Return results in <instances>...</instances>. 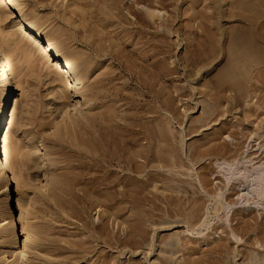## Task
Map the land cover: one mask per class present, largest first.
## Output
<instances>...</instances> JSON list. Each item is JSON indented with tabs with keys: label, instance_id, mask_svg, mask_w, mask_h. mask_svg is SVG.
I'll return each instance as SVG.
<instances>
[{
	"label": "rangeland",
	"instance_id": "1",
	"mask_svg": "<svg viewBox=\"0 0 264 264\" xmlns=\"http://www.w3.org/2000/svg\"><path fill=\"white\" fill-rule=\"evenodd\" d=\"M16 1L20 3L8 10L11 11L13 17L6 18V22L0 21V42L3 40L1 43L4 44L5 42L6 46L9 44L8 56L12 60L14 67H16V76L13 80L18 87L16 94L20 101L18 104L12 105L8 114L5 115L4 123H1L3 124L1 125V127L3 126L1 134L3 131V138L4 133L7 136L6 140L2 142L3 144L1 143V147L4 149V144H7L11 151L16 150V156H13V159L11 158V164L13 162L12 165L15 166L13 168L16 171L12 168L13 172L15 171L14 173L16 174L21 173V175L17 176L11 172V169L9 176L16 175L14 177L21 178L22 185H19V191L16 190L17 186H15L17 184L15 181L17 180L14 179L15 181L13 182L15 190L13 195L15 209L17 210L15 214L17 218H20V216L21 218L15 224V227L11 229L8 228V224H5V219L0 214V264H99L100 261H103L105 253H112L113 256H117V258L114 256L116 259L113 258L109 261L114 260V264H127L128 262V264H132V262L134 264H264V181H261L264 178V107H261L262 105L264 106V94L262 96L264 90L260 91L264 86H262L264 82H261V76L259 78L256 77L259 74L262 75L264 70L261 69H263L264 64L258 57L246 59L243 50L240 52L243 55L240 54L239 56V52H237L239 49H236L238 46L235 45L236 48L233 47V43L238 36L237 33L239 34L243 30H251V28L252 30H255V28L264 30V0H116L117 5L114 4L113 8L117 7L114 10H111L112 6L108 2L106 7L103 6L106 3L104 2L101 5L103 6L101 10H104L105 7V11H107L109 10L107 7L110 6L108 8L117 14L115 15L111 11H107L109 13L104 11L106 15L108 14L106 19H111L114 16L119 17V20L114 18V22L108 20L112 26L106 22L108 31L110 29L109 32H112L113 35L106 31V27L102 30L104 26L101 29L97 28L105 23L102 20V18L105 19V14L103 15L102 11L99 16L94 6L95 2L98 3L99 0H93L94 2L91 0L95 3L90 8L92 10L94 8L95 15L91 10H89V14L92 13L93 15L88 14V17L92 18L91 20L85 14L80 13L79 9L80 6L82 7H80L81 10L88 8L85 6L88 0H83L86 1L83 4L82 0ZM75 8L77 9L76 11L79 10L80 12H76ZM192 8L193 10H191ZM20 11L26 12L43 32H49V35L53 32L54 35L51 33V36L58 38L57 40H60L59 42H62V45L64 44L66 52L72 54H70L71 57H77V61H80L78 64L83 63L84 55L85 57L88 55L89 58L93 59L92 61L91 58L89 60L92 64L83 60L85 61L84 64L79 66L81 81L79 79L74 81L70 75L67 77L66 68L63 69L62 65H56V57L48 59L44 55L42 56L41 51L44 48H37L39 54L35 60L25 58L21 49L26 46L24 42L27 39L28 30L26 31L24 28H20L21 25H15L12 22L13 19L19 16ZM84 11L86 9L82 12L84 13ZM153 11L156 13L154 14ZM149 13H152L150 17L154 15V18L150 19L147 16ZM195 13L196 19L194 17ZM110 16L113 17L110 18ZM146 16L149 21L146 20ZM188 16L191 19L193 17L195 20H189ZM83 17L88 20L83 19V21L81 19ZM97 17L99 19L101 17V19L99 20ZM93 19H97V22ZM89 20L92 23H89ZM141 20L147 24L145 22L142 23ZM86 21L89 23L87 28L90 24L94 25L97 23V26L88 28L91 29L93 27L91 33L87 31L88 29L83 24ZM94 21L96 23H93ZM99 21L101 24L98 26ZM257 25L258 27H256ZM11 29H18L22 33L21 35L26 37H24L25 40L17 43L12 39L7 43L5 39L10 38ZM125 29H127V33ZM100 31H105L106 33H104L109 38L103 37L107 35ZM146 31H149L150 35L152 32V35L150 36ZM88 32L95 37L100 32L103 36L99 35L103 39L101 37L98 39L99 36L96 38L91 36V38ZM93 32L94 34L97 32V34L94 35ZM136 34L139 36H136ZM153 34H156L155 36L158 35V38ZM145 35L150 41H148V38V40L144 38L146 37ZM87 36L93 40L90 41ZM141 36H144L143 39L140 38ZM107 38L109 42L108 40L107 42L105 41ZM112 38L113 40H111ZM87 39L93 45L95 43L97 45L96 41L104 40L102 42L107 45H104L105 49L108 47L107 53L113 47L114 53L113 50L111 52L114 55L117 53L115 51L117 48L114 47L117 46L119 50H122L120 51L121 53L117 50V54H121L120 56L122 57H113L111 53L106 54V50L105 53H103L104 51H97V48H94L95 46L93 47V45L86 42L88 41ZM144 39L149 43L151 42L152 46L147 44V41L146 44L148 46L142 43L145 42ZM231 39L233 40L232 44L230 43ZM110 41H113L115 46L110 44ZM157 42L160 43L158 44ZM120 44L123 47L118 46ZM231 45L233 48H231ZM145 46L148 48L147 51ZM142 50L144 51L142 55H146L145 58L140 54ZM122 52L124 53L123 55ZM146 52L147 54H145ZM133 54L137 55V57ZM229 55L232 59L228 57ZM80 56H82L81 59H79ZM138 56L143 58L140 59ZM228 59L231 61L229 62ZM234 60L236 61L235 63L240 65L237 67L236 64L235 72L232 75L230 73V77L227 75L228 77L223 76L222 78L223 73L221 74V72L228 69V62V65H231ZM142 62L146 65L148 62V67H145ZM85 63H90L91 65H89V72L88 68H86L88 65L86 66ZM260 63L262 64L261 66L259 65ZM141 67L146 70L142 72L140 70ZM112 69L115 74L111 73L112 78L104 82L111 88L110 90L114 89L117 91L114 92L112 90L109 92L114 93L115 97L112 98L115 101L119 100L118 105L116 103V110L118 111L116 114L121 113V111L126 113L130 110V114L126 113L127 116L129 115L128 117L124 113L123 116L122 113L120 114L122 117L119 114L117 115L122 119V124H126L124 127L125 131L122 130L125 124L123 126L120 124L119 133L122 134V136L120 134V142L123 140V149L127 151L126 146L129 150L126 153L125 150L122 151L120 149L119 155L121 156L118 157L120 160L117 159L116 162L121 164V161H125L126 158L128 161H122L124 166L116 163V166L104 164L101 167L99 166L100 168L98 167L99 173L97 174L104 173L105 180L103 183L108 180L106 175H111V178L107 181L108 184L104 183V186L107 185L105 188L108 189L109 187L111 190L113 188V192L110 189L107 190L110 192H107L102 186L103 184L99 183L101 188L99 191L106 194L104 199L101 192L100 194H93L94 191L90 188L89 192L94 196V200L91 199L92 202H96L98 199L96 196L99 195V201L103 200V204L98 201L99 205L97 203V206L95 205L96 203L93 204L91 202L90 198L92 196L88 195L89 192L86 197L89 196L90 198H86L83 195L85 200L82 197V189L79 190L82 188L80 185L82 180H75L77 177L79 179V175H81L79 167L78 173L80 174L74 172L76 168L73 169V172H70L72 170L71 167H74L77 163L76 158L75 164L73 163L74 158L71 162L72 157L69 155L72 151H68V149H70V146H75L76 148L73 147L75 149L78 148L79 144H76L78 140H75L74 135L76 136L83 129L79 127L81 130L78 131V126L74 124L76 129L71 128L73 133L70 136L72 137L73 135L72 139L74 138L73 140L76 142H71L70 136L68 138L71 140L66 142L65 139H68L66 137L67 133L69 135L71 129L69 124L68 127L65 125L68 130L64 128L67 131L70 130V132H66L63 126L65 120L73 124L70 120H73L74 117H79V115H83L87 111L98 110L95 108L98 104L95 105L93 103L94 99L89 98L92 95L88 94L87 98H85L84 91H88L87 88L89 89V81L91 79L101 76L98 74H103V72H113ZM147 69L149 70L147 71ZM59 73L67 81L69 79V84L65 82L66 85L60 79L58 80V77L62 76ZM255 73L254 79L252 76ZM140 75L141 77L144 76L141 80L139 79ZM113 76L114 78L116 77V81ZM136 76H138L139 80ZM54 77H56L55 80L51 81L50 78ZM85 79L89 82H86L87 85ZM142 79H147L148 81L146 82ZM75 82L79 84L77 87ZM115 82L118 83L116 84ZM256 82H261V85H257ZM112 83L116 87L112 86ZM222 84H225L226 87ZM240 84V88H245H242V90H245L244 92L240 91ZM254 85L255 87L258 86L259 90L258 87L255 90ZM83 86L85 87L83 88ZM118 86H120V90H118ZM230 86L233 87L231 88ZM227 87L230 89H226ZM234 88L237 89L233 90ZM124 91L126 93L129 92L128 94L132 97L131 100H129L130 96L127 97L128 94H125ZM259 93L261 97H258L260 96ZM65 96L69 97V99ZM217 96L218 100L216 99ZM115 98L118 99L116 100ZM161 98L162 101H160ZM97 100L95 99V103ZM136 106L142 107L138 108ZM88 108L91 109L89 110ZM250 108L253 110L252 112ZM78 110L80 114H78ZM131 111H134L135 117L130 116L132 114ZM140 112H142L143 117L139 115ZM71 116L74 117L72 118ZM156 116L157 119L155 118ZM129 117H133L134 121L131 122L136 124L129 122ZM138 118L142 121H139ZM153 120L156 121V125L161 121V126L158 125L157 127L163 128L165 126L168 137L166 133L163 134L165 128L161 132L160 129L156 128L155 123L153 124ZM128 122L132 125L127 126ZM140 122L143 123V126H147L146 129L142 125L140 126ZM119 123H121V120ZM130 126H133L134 130ZM155 128L163 136L159 135V131L157 132ZM151 129H153L152 132ZM124 132H127L126 135ZM160 136L166 140H161ZM155 139H158L159 142ZM70 142L74 144L72 145ZM160 142L161 144L166 142V144L163 143L165 145L162 146ZM66 143L68 147L64 145ZM145 144L152 146L149 147ZM226 144L228 145L226 146ZM119 146L121 148V145ZM141 146L144 151L138 152V148ZM79 148L82 149V147ZM152 148L154 150H151ZM156 148L158 151L166 152L165 157H163L161 152H159L161 153L159 154L160 156L158 154L156 156L154 152ZM131 149L133 152L130 151ZM133 149H138V151ZM150 150L152 154L149 153ZM145 151L148 157L145 155ZM123 154L127 157L124 158ZM128 154L132 155L129 159L128 157L130 156ZM149 156L152 157L150 162L149 159L151 157L149 158ZM142 157L144 159L145 157L149 158L145 160L147 165H145V162V164L143 163L144 159ZM158 157L159 159H167L165 161L161 159V161H164L161 162ZM62 158L64 161H61ZM66 158H70L69 161H66ZM132 158V161L135 160V164L131 162L130 159ZM136 160L138 161L137 165L143 163L141 165H144L143 170H141L142 167L140 165H136ZM65 161L66 164L63 163ZM127 162L132 166L130 170H128L130 166L128 167L129 164ZM88 163L86 162L83 165L86 170L92 171V165L89 163L90 169ZM104 167L108 169L110 167L111 173L108 172V169H102ZM64 168L67 170L71 169L68 172ZM134 168L137 171L139 170V172L134 171ZM62 169L63 171L60 173ZM63 172L75 177L73 179L70 177L72 184L65 177V175L67 177L68 175L66 173L63 174ZM128 173L129 175L131 174L132 179ZM62 174L65 179H63L65 186L61 180L63 178ZM92 174L94 175V173ZM115 175L117 178H115L116 182H114ZM88 176L90 175L86 176L88 179L85 178V181L93 180L92 176ZM57 178L62 181L63 186ZM124 178L134 182V184L139 183L141 185L140 188L138 187L139 185L134 186L127 179H125L127 181H124ZM110 179L113 180L110 181ZM76 181H78V184ZM139 181H143V184ZM57 182L60 184L57 185L56 190L55 184ZM67 182L71 184L69 190L73 185L74 187L80 185L78 186L79 189L78 187L76 189L81 191V193L76 192L77 190H74V187L70 191L71 193L73 191L78 193V198L74 193L71 194L69 192ZM127 182L136 189L133 190L132 188L133 191H131ZM261 182L263 183L262 185ZM144 185H146V188H144ZM258 185L263 187L259 188L257 187ZM20 191H23V200L20 199L18 201L17 198ZM114 192L115 194L119 192L117 197L114 196ZM108 193H111L110 195L114 197L111 198ZM64 194L68 198L73 196V200H69L71 198L66 199ZM107 194L111 200L116 198L113 203L110 202L111 200L106 202V200H109ZM63 197H65V200ZM82 199L84 202L88 201V203L86 202L87 205L82 202ZM75 200H77L76 203ZM63 201L66 202V205L65 203L62 205ZM79 201L84 204H81L84 207L83 209ZM72 202L77 205H73ZM89 203L96 207L91 206V209L88 208L90 206ZM68 206H73V209L71 207L68 209ZM74 206L77 207L75 208L76 210L80 208L78 211L82 209L81 214L84 213L83 210L89 209L87 210L88 212L84 213V216H81L78 212L81 221ZM82 221L85 223L83 222L82 224ZM86 224L93 226H87L88 229L86 230ZM79 226L81 229H79ZM89 229L92 231L97 229V231L92 232ZM98 230L99 233L97 234ZM57 231L58 233L60 232V235ZM53 233L56 236L58 235L59 241ZM53 237H55L57 242H54V239L52 240ZM73 237V240L78 238L79 242L75 240L77 244L74 241L75 244L72 243V246L68 241H71ZM135 238L138 239V244H135ZM81 240H83L82 243L86 242L85 245L89 244L88 241H90L93 244V246L90 244L92 248H89L90 245H84L85 248L81 245L82 251L80 245H78ZM26 243L29 246L25 247L28 245ZM60 245L62 247L65 245V248L68 247L64 249ZM88 249H90L89 254L87 252ZM100 250L103 253L105 252V255L102 252H99L101 256L98 255L97 252ZM84 251L85 253H83ZM102 255L104 256L102 257ZM97 257H99L98 260H96ZM113 263L111 262L110 264Z\"/></svg>",
	"mask_w": 264,
	"mask_h": 264
},
{
	"label": "bare ground",
	"instance_id": "2",
	"mask_svg": "<svg viewBox=\"0 0 264 264\" xmlns=\"http://www.w3.org/2000/svg\"><path fill=\"white\" fill-rule=\"evenodd\" d=\"M78 1H81V0H78ZM87 1V0H86ZM86 1H83L82 0V4H83V2H86ZM93 1V0H92ZM91 0H88L87 1V3H86V5L85 6H87L88 8H84V9H86V11H84V13L82 12L84 9H82L81 10V8L79 7V9H80V11L78 10V11H76L77 9L75 8V11L76 12H80V13H82L83 15L85 14V16H87L88 17V14H89V10H91L93 13L95 12L94 11V8H93V10L92 9H90V8H92V4L94 5L95 3L96 4H98V5H94L96 8V13H99V16H100V13L102 12L103 13V15L105 14L104 13V11L106 10V5H107V2H108V4H110L112 7V9L111 10H114V8H116L117 6H115L114 8H113V5L114 4H116L117 5V2H116V0H106V1H104L103 0V2H101L100 0H99V2L97 3V2H95V3H93ZM98 1V0H97ZM119 1V0H118ZM75 2V1H74ZM104 2H106L105 3V5H103V6H105L104 7V10L102 9L101 10V8L103 7V6H101L102 5V3H104ZM17 3H20V2H17L16 0H0V6H1V10H0V21H5V19L7 18H12L13 17V15H11V11H8L9 9H12V8H14L15 7V5L17 4ZM79 3H81V2H79ZM78 3V4H79ZM70 4V3H69ZM69 7H70V5H69ZM77 7V6H76ZM108 7H110V6H108ZM107 7V9H109V10H107V11H111L110 10V8H108ZM66 9H67V7H66ZM68 10V9H67ZM191 10H193V8L191 9ZM107 11H105L106 13H109V12H107ZM87 13V15H86V13ZM113 14H115L113 11H111ZM193 12V11H192ZM196 12V11H195ZM101 13V14H102ZM111 13V14H112ZM153 13L155 14L156 12H154L153 11ZM81 14V15H82ZM90 14H92V13H90ZM89 14V15H90ZM112 14V15H113ZM152 13H149L147 16H149L150 17V15H151ZM189 14V13H188ZM82 15V16H83ZM93 15V14H92ZM94 15H95V13H94ZM103 15H101V16H103ZM115 15H117V14H115ZM189 15H193V14H189ZM195 16V19H196V13L194 14ZM97 16V15H96ZM98 16V17H99ZM107 16H108V14L106 15L105 14V19L104 18H102V20L105 22L104 23V25L103 24H101L100 23V21L98 22V26H99V24H101V26H99V27H97V28H99V29H101V27H103V29L102 30H104V28L106 27V31H108V27L106 26V24L107 23H109L108 25H111V20H112V22H114V18H118V20H119V17H115L114 15V17L113 16H110V18L111 17H113V18H111V19H109L108 18V20L110 21V22H108V20L106 19L107 18ZM147 16H146V18H147ZM156 16V15H155ZM97 17V19H99ZM152 17L154 18V15L153 16H151L150 17V19H152ZM189 17V16H188ZM187 17V18H188ZM143 18V17H142ZM4 19V20H3ZM6 19V20H7ZM82 20L83 19H86V18H81ZM88 19H90V16L88 17ZM88 19H86V20H88ZM92 19V18H91ZM90 19V20H91ZM96 19V20H97ZM100 19H101V17H100ZM99 19V20H100ZM191 19V17H189V20ZM192 19H193V17H192ZM191 19V20H192ZM195 19H193V20H195ZM89 20V23H92L91 21ZM93 20H95V19H93ZM95 20V21H96ZM101 20V21H102ZM105 20H107V21H105ZM116 20V19H115ZM145 20V19H144ZM146 20H148L149 21V19L147 18ZM145 20V21H146ZM10 22H11V20H9ZM8 21V22H9ZM84 21V20H83ZM82 21V22H83ZM93 22V23H96V22ZM102 21V22H103ZM144 21V22H145ZM6 22V21H5ZM12 22L15 24V25H21L20 26V28H24L26 31L28 30V32H27V35H26V37H27V39H26V41L24 42V45H26L25 47H22V53L24 54V56H25V58H27V59H32V60H35V58H36V56L39 54L38 53V50H37V48L38 47H41V48H44V50H42L41 51V53H42V56L44 55L46 58H51V57H56L57 58V61H55V63H56V65H62V67H64L63 69H65L66 68V73H68V75H67V77H69V75H70V77H72V79L75 81V80H77L78 81V79L80 80V78H81V71H80V69H79V66L80 65H82V64H84V62L85 61H89L90 60V58H89V56L87 55V57H85V55L83 56V54H82V56H83V59H82V64H78L79 62L77 61V57L75 58L74 56H70V54L71 53H69L68 54V52H66V49L64 48V44L62 45V42H59L57 39L58 38H55V37H53V35H54V33L53 32H51L53 35L51 36V33H50V35H49V32L48 33H45V32H43L41 29H39V27H38V24H36V23H34V20L33 19H31L30 18V16L28 15V14H26V12H24V11H20L19 12V16L17 17V18H15V19H13L12 20ZM37 22H39V21H37ZM107 22V23H106ZM117 22V21H116ZM141 22L142 23H144L143 22V20H141ZM147 22V21H146ZM145 22V23H146ZM194 22V21H193ZM89 23H87V21L86 22H84L83 24L85 25V28H87V24H89ZM147 23H149V22H147ZM146 23V24H147ZM97 24V23H96ZM96 24H90V26H93V27H95V25ZM113 24V23H112ZM116 25V24H115ZM115 25H113V26H115ZM119 25V24H118ZM89 26V27H90ZM97 26V25H96ZM112 26V25H111ZM121 26V25H120ZM162 26V25H161ZM262 26V25H261ZM88 27V28H89ZM92 27V28H93ZM110 27V26H109ZM121 27H123V26H121ZM164 27V26H163ZM254 27H255V25H254ZM253 27V28H254ZM256 27H258V25L256 26ZM264 27V26H263ZM87 28V29H88ZM92 28L91 29H86L87 31H89L90 33L93 31L92 30ZM124 29V28H123ZM258 29V28H257ZM256 28H255V30H252V28H251V30H243L242 32H239V34L237 33V38H236V40L233 38V40H235L234 41V46L233 47H235L236 48V46H238V48H236V49H239L237 52H239L238 54H239V56H240V52H241V50H243V53H245V58L246 59H248V58H251V57H253V58H255V57H258V58H260V60L262 61V63L264 64V30L263 29H258L257 30ZM97 31H98V29H96ZM122 30V29H121ZM86 31V32H87ZM109 31H110V29H109ZM108 31V33H111V35H113V33L112 32H109ZM114 31V30H113ZM123 31V30H122ZM125 31H126V33H127V29H125ZM239 31V30H238ZM47 32V31H46ZM89 32H88V34H89ZM100 32H102L104 35H107V34H105L103 31H100ZM99 32V34L100 35H102L103 36V34H101ZM147 33L149 32V31H146ZM157 32H158V30H157ZM10 33H11V35H10V38H7V39H5V40H7V43H9L10 42V40H12V39H14V42H19V43H21V42H23V40H25V36H23V35H21L22 33L20 32V31H18V29H11V31H10ZM138 33V32H137ZM141 33V35H142V31L140 32ZM153 33H155V32H153ZM56 34V33H55ZM93 34H94V32H93ZM96 34H97V32H96ZM96 34H94V35H96ZM99 34H97L96 35V37H98L99 36V38L98 39H100V37L102 38V36H100ZM149 34V33H148ZM148 34H146V35H148ZM14 35H16V37H14ZM90 35V34H89ZM110 35V34H109ZM144 35V34H143ZM145 35V36H146ZM150 35V34H149ZM151 35H152V32H151ZM150 35V36H151ZM154 35V34H153ZM156 35V34H155ZM154 35V36H155ZM160 35V34H159ZM91 36H93V35H90V37ZM136 36H139L138 34H136ZM153 36V37H154ZM158 36V35H157ZM157 36H155L156 38H158ZM25 37V38H24ZM93 37H95V36H93ZM95 37V38H96ZM103 37H108V35L107 36H103ZM112 37H116V36H112ZM144 37V36H143ZM143 37L141 36L140 38H142L143 39ZM153 37H151L152 39H153ZM154 37V38H155ZM24 38V39H23ZM87 38L89 39V36H87ZM92 38V37H91ZM91 38L89 39L90 41H92L91 40ZM109 38V37H108ZM106 39L105 41L107 42V40H108V42H109V39ZM117 38V37H116ZM115 38V39H116ZM140 38H138L139 40H140ZM144 38H148L147 36L146 37H144ZM86 39V38H85ZM87 39V40H88ZM97 39V40H98ZM103 39V38H102ZM122 39V38H121ZM138 39H137V41H138ZM146 39H144L145 40V42H142V43H144V44H146L148 41H150V39L147 41ZM2 40V39H1ZM89 40L88 41H86L87 43H89L90 45H93V44H91L90 42H89ZM111 40H113V38L111 39ZM232 40V39H231ZM233 40L232 41H230V43L232 44V42H233ZM102 41H104V40H102ZM101 40H99V42L98 41H96L97 42V45H96V43H95V45H93V47L94 48H97L96 50L97 51H100V52H102V51H104L103 53H105V50H106V54H109V53H111V55L114 57H117V56H120L119 54H117L118 53V51L120 52V51H122V50H119L118 49V47L116 46V47H114V48H117L115 51L117 52L116 53V55H114L113 53H114V50H113V47L111 48V50H113V53L111 52V50H110V52L109 53H107L108 51H107V48L108 47H106V49L104 48L105 46H107V45H105L106 43L105 42H102ZM115 41V40H114ZM147 41V42H146ZM157 41H158V39H157ZM1 42H3V40L1 41ZM0 42V214L3 216V219H5L4 221H5V224H8L7 226H8V228H13V227H15V224H17V222H18V220H20V218H21V216H20V218H17V216H16V209H15V202H14V195H13V193H14V188H13V182L15 181V180H17V181H15L17 184L15 185V186H17V188H16V190H20V188H19V185L21 184V178L19 179V177H14V176H20L21 175V173L18 175V174H16V173H14L16 170L13 168V167H15V166H13L12 164H13V162H12V164H11V161H12V157L14 156H16V150H10V147L7 145V144H4V149L1 147V143L4 141V140H6L5 138H7V136L5 135L6 133H4V138H3V131H2V134H1V129H3V126L1 127V125H3V124H1V123H4V121H5V115H7L8 114V112L10 111L9 109L12 107V105L13 104H18L19 103V101H20V99L18 98V96H17V94H16V90L18 89V87L15 85V83H14V78H15V76H16V67H14V64H13V62H12V60L10 59V57L8 56V46H9V44L6 46L5 45V42H4V44L3 43H1ZM111 42V41H110ZM139 42V41H138ZM153 42V41H152ZM162 42V41H161ZM6 43V44H7ZM86 43V44H87ZM135 43H137V42H135ZM140 43V42H139ZM138 43V44H139ZM151 43V42H150ZM149 42L147 43V44H150ZM154 43H155V41H154ZM153 43V44H154ZM158 44L160 43V42H157ZM156 43V44H157ZM109 44V43H108ZM110 44H112V45H114L115 46V43L113 44V41L110 43ZM109 44V45H110ZM122 44V43H121ZM121 44L120 45H118V46H121ZM146 44V46H148ZM152 44V43H151ZM150 44V45H151ZM155 44V45H156ZM158 44H157V46H158ZM88 45V44H87ZM105 45V46H104ZM142 45V44H141ZM149 45V46H150ZM236 45V46H235ZM89 46V45H88ZM111 46V45H110ZM143 47H144V45H142ZM146 46H145V49H146V51H147V49L148 48H146ZM152 46V45H151ZM154 46V45H153ZM157 46H154V47H157ZM92 47V46H91ZM92 47V48H93ZM121 47H123V46H121ZM121 47H119L120 49H122ZM141 47V46H140ZM139 47V48H140ZM159 47V46H158ZM213 47V46H212ZM232 47V45H231V48H233ZM90 48V47H89ZM153 48V47H152ZM110 49V48H109ZM108 49V50H109ZM141 49V48H140ZM150 49V48H149ZM236 49H235V51H236ZM118 50V51H117ZM144 50V49H143ZM142 50V52H140V54L142 55V53L144 52ZM212 50H213V48H212ZM232 50V49H231ZM123 51H124V49H123ZM149 51V50H148ZM214 51V50H213ZM125 52V51H124ZM86 53V52H85ZM84 53V54H85ZM98 53V52H97ZM102 53V54H103ZM121 53V52H120ZM231 53V52H230ZM87 54V53H86ZM101 54V53H100ZM124 53L122 52V55H123ZM145 54H147V52L145 53ZM144 54V55H145ZM149 54V53H148ZM35 55V56H34ZM72 55V54H71ZM134 56H136L137 57V55H135V54H133ZM139 55V54H138ZM140 55V56H141ZM231 55H233V54H231ZM236 55V54H235ZM241 55H243V54H241ZM82 56H80L79 57V59H81L82 58ZM100 56V55H99ZM143 56V55H142ZM146 56V55H145ZM145 56H143L144 58H145ZM238 55H237V57H239ZM74 57V58H73ZM120 57H122V56H120ZM135 57V58H136ZM139 57V56H138ZM143 57H141V58H143ZM228 57H230V55L228 56ZM244 57V56H243ZM261 57H262V59H261ZM135 58H134V60H135ZM140 58V57H139ZM140 58V59H141ZM234 58V57H233ZM235 58H236V56H235ZM241 58V57H240ZM240 58H238L239 60H240ZM117 59V58H116ZM230 59H232L231 57H230ZM242 59V58H241ZM83 60H85V61H83ZM93 59L91 58V61H92ZM243 60V59H242ZM254 60V59H253ZM138 61V60H137ZM228 61L230 62L231 60H229L228 59ZM233 61V60H232ZM238 61V60H237ZM241 61V60H240ZM255 61H257L256 59H255ZM90 62V61H89ZM146 62V61H145ZM228 62V63H229ZM236 61L234 60V62H232L231 63V65H228V63H227V66H229L228 67V69H225V71L224 72H221V74L223 73V75H222V78H223V76L225 77H228L227 75H229L230 73V75H232V73H234L235 72V69H236V64L237 63H235ZM242 62V61H241ZM245 62V61H244ZM260 62V61H259ZM88 63V62H87ZM91 63V62H90ZM90 63L89 64H86L85 63V65L87 66L86 68H88V72H89V65H90ZM143 63V62H142ZM155 63V62H154ZM251 63V62H250ZM253 63H255V62H253ZM92 64V63H91ZM144 64V63H143ZM243 64V63H242ZM241 64V65H242ZM246 64H249V63H246ZM257 64V63H256ZM255 64V65H256ZM93 65H94V62H93ZM147 65H149V63L147 62ZM146 64H144V66L145 67H148ZM240 64L238 63L237 64V67L239 66ZM245 65V64H244ZM260 66L262 65L261 63L259 64ZM258 65V66H259ZM91 66V65H90ZM243 66V65H242ZM256 67H257V65H256ZM256 67H255V69H256ZM263 67V66H262ZM104 68V67H103ZM102 68V69H103ZM105 68H109V67H105ZM150 68V67H149ZM226 68V67H225ZM91 69V68H90ZM109 69H111V68H109ZM151 69V68H150ZM224 69V68H223ZM259 69V68H258ZM260 69H261V67H260ZM87 70V69H86ZM113 70V69H112ZM140 70H142V72L144 71V70H146V69H144L143 70V67H141L140 68ZM149 69H147V71H148ZM257 70V69H256ZM261 70H264V67H263V69H261ZM100 71V70H99ZM104 71V70H103ZM110 71V70H109ZM258 71H260V70H258ZM87 72V71H86ZM91 72V71H90ZM261 72V71H260ZM111 73L113 74H115V72H114V70H113V72H103V74L101 73V74H98V75H101V76H99V77H94L93 78V80L94 79H96V80H90L89 82L85 79V83L86 82H88L89 83V89L87 88V90L88 91H84V93H85V98H87V95L88 94H90V95H92L91 97H89V98H93L94 99V104L96 105V104H98V106L96 105V107H95V105H94V107L95 108H97L98 110H91V111H87V112H85V114H83V115H79V117H74V116H71L72 118L74 117V119L73 120H70L71 121V123H73V124H70L69 122H67L66 120H65V123H64V126H63V128L65 127V125H67L66 127H68V124L70 125V129L72 128V129H76V126H78L77 128H78V131L79 130H81V129H79V127L80 128H82L83 129V131L81 132H79L78 134H76V136L74 135V137H75V140L77 141H75V140H73L72 139V137H73V135H72V137L70 136L71 135V133H73L72 132V129H71V132H70V130L69 131H67L68 130V128H64L65 130H66V132H70V134L68 135V133H67V138L70 136L71 137V139H72V141L71 142H76V144L78 145L79 144V146H77L76 144V146L79 148V147H82V149L81 148H77V149H75L76 147L75 146H73V147H75V148H73L72 146H70L69 148L70 149H68V151H72V152H70L71 154L69 155V156H71L72 157V159H71V162H72V160H73V158H74V164H75V158H76V163H77V165H74V164H71V165H74V167L72 166L71 168H72V170H70L71 168H69V170H70V172L72 171L73 172V169L74 168H76L77 169V171H76V169H74L75 171V173H78V170L80 169L81 170V175H79V179H75V180H82L81 181V187L82 188H80L79 189V187L78 186H80V185H78L77 187H78V189L79 190H81L82 189V197H83V195H85V197H86V195H87V193L92 189L93 191H94V193L93 194H95V193H99L100 194V192L102 193V191H99V190H101V188L99 187V185L101 184H103L102 186L105 188L107 185H105L104 186V183H106V184H108V180H109V178H111V175H106V176H108L107 177V181L106 182H104L103 183V181L105 180V177L103 176V174L104 173H102V172H100V173H102V174H97V173H99V168L101 167V166H103L104 164L105 165H109V166H113V165H115L116 163L118 164V162H116L117 161V159H119L120 160V158H118L119 156H121V155H119V150L120 149H122V151L123 150H125V149H123V140H122V142H120L121 141V139H120V134L121 133H119L120 132V127L121 126H123L125 123H123L122 124V119L120 118V117H122L124 114L127 116V114H130V110H128L127 108H126V110H128L126 113H124V111H121V110H119V111H121V113H122V116H120V114L121 113H118L119 114V116H117L118 114H116V112H118L117 110H116V103H117V105H118V101H115L114 100V98H112V97H115L112 93H109L110 91H112V90H114V89H112V90H110L111 88L109 87V86H107L106 85V83L104 82V81H106L107 79H111L112 78V75H111ZM139 73H141L140 71H139ZM257 73H259V72H257ZM262 73V72H261ZM60 75H62L61 73H59ZM142 75V74H141ZM141 75H140V77H139V79L141 80V78H143V77H141ZM230 75H229V77H230ZM256 75V73L252 76V78H254L255 79V76ZM262 75H263V77H262ZM262 75L261 74H259V75H257L256 77L257 78H259V76H261L260 77V79L262 80H260L261 82H264L263 80H264V71H263V73H262ZM133 77V76H132ZM137 77V79H138V76H136ZM155 77V76H154ZM55 78L56 77H54V78H50L51 79V81H53V80H55ZM113 78H114V76H113ZM135 78V77H134ZM151 78H153V77H151ZM60 79V81H63L64 82V84H66L65 82H67V84H69L68 83V81H69V79H68V81L66 80V78H64V76L62 75V76H60V77H58V80ZM116 79V77L114 78V80ZM136 79V78H135ZM138 79V80H139ZM155 79V78H154ZM82 80V79H81ZM80 80V81H81ZM113 80V81H114ZM143 80V79H142ZM146 82L148 81L147 79H144ZM143 80V81H144ZM258 81H259V79H257ZM116 81V80H115ZM110 82H112V81H110ZM139 82H141V81H139ZM145 82V83H146ZM222 82L224 83V80L222 79ZM261 82L260 83H257L256 82V84L258 85V84H260L261 85ZM116 84L118 83V82H115ZM227 83H228V81H227ZM227 83H226V85H227ZM66 84V85H67ZM110 84V83H109ZM148 84H149V82H148ZM229 84V83H228ZM75 85H76V87H77V85H79L78 84V82H75ZM86 85H87V83H86ZM85 85V86H86ZM115 86L116 87V85L115 84H113L112 83V86ZM224 87H226L225 86V84H222ZM230 85H231V83H230ZM233 85V84H232ZM252 85V84H251ZM264 85V83L262 84V86ZM85 86H83V88L85 87ZM120 86H122V85H120ZM120 86H118L119 87V89L118 90H120ZM150 86H151V84H150ZM222 86V87H223ZM227 86H229V85H227ZM238 86V85H237ZM237 86H234V87H237ZM240 86H241V84L239 85V89H240V91L242 92H244L245 90H242V88H240ZM75 87V88H76ZM82 87V86H81ZM117 87V88H118ZM223 87V88H224ZM231 87V86H230ZM233 87V86H232ZM231 87V88H232ZM251 87V86H250ZM257 87L258 86H256L255 87V85H254V88H255V90L257 89ZM151 88V87H150ZM222 88V89H223ZM229 87H227L226 89H228ZM261 88V87H260ZM80 89H82V88H80ZM122 89V88H121ZM225 89V88H224ZM230 89V88H229ZM235 89H237V88H234L233 90H235ZM243 89H245V88H243ZM252 89H253V86H252ZM77 90V89H76ZM84 90H86V89H84ZM250 90V89H249ZM258 90H259V87H258ZM262 90H264V86H263V88L260 90V91H262ZM122 91V90H121ZM224 91V90H223ZM227 91V90H226ZM236 91H238V90H236ZM114 92H117V91H115L114 90ZM120 92V91H119ZM118 92V93H119ZM125 92V94H128V93H126V91H124ZM222 92V91H221ZM121 93V92H120ZM66 94V93H65ZM64 94V95H65ZM113 96H112V95ZM124 94V93H123ZM263 92H262V96H263ZM110 95H111V97H110ZM117 95V94H116ZM212 95V94H211ZM215 95H216V93H215ZM223 95V94H222ZM259 95H260V93H259ZM67 96V95H66ZM65 96V97H66ZM121 96H123L122 94H121ZM130 95L128 94L127 95V97H129ZM239 96H240V94H239ZM239 96H238V98H239ZM243 96H244V94H243ZM243 96H241V97H243ZM94 97H96V98H94ZM117 97V96H116ZM124 97V96H123ZM126 97V96H125ZM215 97V96H214ZM213 97V98H214ZM222 97V96H221ZM258 97H261V95L260 96H258ZM66 98H68L69 99V97H66ZM66 98H65V100H66ZM119 98H120V96H119ZM122 98V97H121ZM131 96H130V99L129 100H131ZM236 98H237V96H236ZM95 99L97 100V102L95 103ZM116 99V98H115ZM118 99V98H117ZM116 99V100H117ZM127 99V98H126ZM217 100H218V96H217V98H216ZM264 99V98H263ZM167 100V99H166ZM135 101V100H134ZM160 101H162V98L160 99ZM169 101V100H168ZM168 101H166V102H168ZM258 101H259V98H258ZM263 101V100H262ZM128 102V101H127ZM165 102V101H164ZM129 103V102H128ZM259 103H261V102H259ZM167 104V103H166ZM259 106H261V105H259ZM136 107H138V108H141V107H139V106H136ZM262 108L264 107L263 105L261 106ZM91 108H92V104H91ZM90 108V109H91ZM130 108V107H129ZM89 109V108H88ZM89 109V110H90ZM119 109V108H118ZM134 109V108H133ZM251 109V108H250ZM123 110V109H122ZM136 110V109H135ZM141 110V109H140ZM257 110V109H256ZM81 111V110H80ZM85 111V110H84ZM84 111H82V112H84ZM138 111H139V109H138ZM253 110L251 109V112H252ZM132 112V114L130 115V116H134L135 117V115H134V111H131ZM137 112V111H136ZM250 112V113H251ZM124 113V114H123ZM142 112H140V114L139 115H142L141 114ZM76 114V113H75ZM78 114H80L79 113V110H78ZM136 114V113H135ZM70 115V114H69ZM145 115V114H144ZM250 115V114H249ZM81 116V117H80ZM82 116H83V118H82ZM129 116V115H128ZM127 116V117H128ZM137 116V115H136ZM120 119H119V118ZM142 117H143V115H142ZM68 119H70L69 117H67ZM66 118V119H67ZM123 118H125V117H123ZM133 117H129V119L130 120H128V118H126L129 122H131V121H134L133 119H132ZM141 118V117H140ZM140 118H138L139 119V121H142V120H140ZM156 119H157V116L155 117ZM132 119V120H131ZM158 119H160V117H158ZM120 120H121V123H119L120 122ZM124 120V119H123ZM136 120H137V118H136ZM69 121V120H68ZM138 121V120H137ZM146 121V120H145ZM149 121V120H148ZM154 121V120H153ZM161 121L162 122H164V120L163 119H161ZM161 121H160V123H161ZM123 122H125V121H123ZM128 122V125L127 126H129V125H132V124H130ZM143 122H144V119H143ZM127 123V122H126ZM131 123H133V122H131ZM135 123V122H134ZM133 123V124H134ZM138 123V122H137ZM141 124H140V126L142 125V127H144L145 129H146V127L145 126H143V123L142 122H140ZM146 123H147V121H146ZM150 123V122H149ZM155 123V124H154ZM158 124L157 123V125H156V121H154L153 122V124L154 125H156V128H158V129H160V131L163 129L164 130V128H165V126L164 125H162V126H164L163 128L162 127H157L158 125L159 126H161V124ZM76 126H75V125ZM120 124H122L121 126H120ZM136 124V123H135ZM138 125H139V123H138ZM73 126V127H72ZM126 126V124L123 126V128H122V130H126L124 127ZM135 126V125H134ZM151 126V125H150ZM149 126V128H151ZM132 129H133V126H130ZM154 127V126H153ZM149 128H148V130H149ZM155 128V129H156ZM130 129V128H129ZM59 130V129H58ZM61 130V129H60ZM65 130H64V132H65ZM134 130V129H133ZM167 129L165 128V130H164V132H163V134L164 133H166V136H167V131H166ZM77 131V132H78ZM131 132H132V130H130ZM153 131V129H151V132ZM156 131H157V129H156ZM159 131V130H158ZM157 131V132H158ZM160 131L158 132V133H160ZM65 132V133H66ZM75 132V131H74ZM122 132V131H121ZM127 132H129V131H127ZM126 132V133H127ZM145 132H146V130H145ZM162 132V131H161ZM64 133V134H65ZM123 133V132H122ZM126 133L124 132V134L126 135ZM147 133H148V131H147ZM75 134V133H74ZM148 135V134H147ZM155 135V134H154ZM157 135V134H156ZM159 135H161V136H163L162 135V133H160ZM121 136H122V134H121ZM149 136V135H148ZM160 136V137H161ZM165 136V137H166ZM169 136V135H168ZM167 136V137H168ZM150 137V136H149ZM158 137V136H157ZM159 137V138H160ZM76 138H78V139H76ZM123 138H125V137H123ZM122 138V139H123ZM127 138V137H126ZM151 138H154V137H151ZM162 138V137H161ZM160 138V139H161ZM70 138H68V139H65L66 140V142H67V140L69 141V140H71ZM155 140H158V139H155ZM161 140H166L165 138H162ZM150 141V140H149ZM152 141V140H151ZM70 142V144H74V143H71ZM125 142V141H124ZM156 142V141H155ZM158 142H159V140H158ZM129 143V142H128ZM163 143H165L166 144V142H163ZM161 144V142H160V144L163 146V145H165V144ZM3 144V143H2ZM125 144V143H124ZM152 144V143H151ZM64 145H66V147H68L67 146V143L66 144H64ZM119 145H121V148H120V146ZM132 145V144H131ZM145 145H148V144H145ZM153 145V144H152ZM152 145H150V146H152ZM228 144H226V146H227ZM30 146V145H29ZM32 146V145H31ZM149 146V145H148ZM147 146V147H148ZM149 146V147H150ZM230 146V145H229ZM9 147V148H8ZM65 147V148H66ZM148 147V148H149ZM159 147V146H158ZM165 147V146H164ZM64 148V149H65ZM125 148L127 149V151L129 150L128 149V147H126L125 146ZM143 147L141 146L140 148H138L139 149V151H138V149L137 150H134V151H138V152H141L143 149H142ZM160 148V147H159ZM141 149V150H140ZM161 150H162V148H160ZM151 150H154V148H152ZM151 150H150V154H152L151 153ZM14 151V152H13ZM127 151L125 150V152L127 153ZM131 152H133L132 151V149L130 150ZM144 151V150H143ZM142 151V152H143ZM158 153H157V152ZM156 151H154L155 153H156V156H157V154L159 155V154H163V157H165L164 155H165V153L166 152H164L163 153V151H158L157 150V148H156ZM73 152H74V154H73ZM125 152H123V153H125ZM131 152H129V154H131ZM137 152V153H138ZM146 152V151H145ZM144 152V153H145ZM153 152V151H152ZM153 152V153H154ZM159 152H161V153H159ZM14 153H15V155H14ZM33 153V152H32ZM31 153V154H32ZM64 153H65V151H64ZM66 154V153H65ZM122 154V153H121ZM128 154V156H130V157H128V159L129 158H131V156L132 155H129ZM134 154V153H133ZM142 154V153H141ZM140 154V155H141ZM33 156H34V154H32ZM127 155V154H126ZM138 155V154H137ZM136 155V156H137ZM145 155H147V152H146V154ZM144 155V156H145ZM153 155H155V154H153ZM33 156H32V158H33ZM123 156H124V154H123ZM134 156H135V154H134ZM133 156V158L134 159H136L135 157ZM142 156H143V154H142ZM155 156V157H156ZM160 156V155H159ZM64 157V156H63ZM125 157H127V156H124V158ZM140 157V156H139ZM147 157H148V155H147ZM147 157H145V159L143 160V163L145 162H147V161H145L146 160V158ZM151 156H149V158H150ZM171 157V156H170ZM12 158V159H11ZM65 158V157H64ZM133 158L132 159H130L131 160V162L132 163H134L135 164V160L134 161H132L133 160ZM149 158H147V159H149ZM34 159V158H33ZM69 159L70 158H66V161L68 160L69 161ZM127 159V158H126ZM125 159V161H128V160H126ZM157 159V158H156ZM155 159V160H156ZM158 159H159V157H158ZM161 159H163V158H161ZM161 159H159L160 161H161ZM167 159V158H166ZM166 159H163L164 161L166 160ZM63 160V158L61 159V161ZM121 160H122V157H121ZM150 160H152V157L149 159V162H150ZM14 161V160H13ZM64 161V160H63ZM66 161L65 162H63V163H65L66 164ZM78 161V162H77ZM123 161V160H122ZM122 161H121V164L119 163L118 165H123V163H122ZM125 161H123V162H125ZM137 161V160H136ZM164 161H161V162H164ZM86 162H89L91 165H92V171H90L89 169L88 170H86V167H84V163L86 164ZM88 163V165H89V168L91 169V166H90V164ZM128 163V162H127ZM137 163H138V161L136 162V165H137ZM140 163V162H139ZM142 163V164H143ZM144 163V164H145ZM14 164H15V162H14ZM70 164V163H69ZM79 164H82V165H79ZM126 164V163H125ZM129 164V163H128ZM141 164V165H142ZM63 165V164H62ZM140 165V164H139ZM139 165H137V166H139ZM140 165V166H141ZM145 165H147V163L145 164ZM64 166V165H63ZM100 166V167H99ZM116 166V165H115ZM114 166V167H115ZM124 166V165H123ZM126 166V165H125ZM130 166V164L128 165V167ZM144 166V165H143ZM143 166H141L142 168H141V170H143ZM65 167V166H64ZM69 167V166H68ZM78 167H79V169H78ZM82 167V168H81ZM99 167V168H98ZM117 167H119V166H117ZM132 166H130L129 168H128V170H130V168H131ZM134 167V166H133ZM15 170L14 172H13V169ZM63 168V167H62ZM112 168V167H111ZM11 169H12V171H11ZM102 169H104V170H107L108 168H102ZM135 169V170H134ZM133 170L134 171H137L136 170V168H134ZM137 169H139L138 167H137ZM64 170L66 171L67 169L66 168H64ZM69 170H67L68 172H69ZM104 170H102L103 172H104ZM113 170V169H112ZM111 170V171H112ZM124 170V169H123ZM132 170V171H133ZM140 170V169H139ZM139 170L137 171V172H139ZM13 172L14 174H16V175H14V176H9V172ZM62 171H63V169L61 170V172L60 173H62ZM125 171V170H124ZM127 171V170H126ZM131 171V172H132ZM90 172V174H88ZM94 173V175L92 174V173ZM108 172H110V167H109V169H108ZM64 173H66V172H63V174ZM111 173V172H110ZM114 173V172H113ZM63 174H62V177H58V178H62L61 180L63 181V179H64V176H63ZM67 174V173H66ZM69 174V173H68ZM67 174V175H68ZM72 174V173H71ZM74 174V173H73ZM78 174H80V173H78ZM61 175V174H60ZM59 175V176H60ZM70 175V174H69ZM68 175V177L65 175V177L67 178V180L70 182L71 180H70V177H71V179H73V178H75V177H72V175L71 176H69ZM87 175H90V176H88V177H91L93 180H90V181H88V182H91V181H93L92 183H88L87 181H85V178H87L86 176ZM114 175V174H113ZM126 175H127V173H126ZM128 175H129V173H128ZM131 175V174H130ZM129 175V176H130ZM74 176H76V175H74ZM110 176V177H109ZM114 177V176H113ZM112 177V178H113ZM127 178H128V176H126ZM18 178V179H17ZM57 178V179H58ZM116 178V175H115V177H114V179ZM127 178H124V181H127L128 179ZM130 178H131V176H130ZM129 178V179H130ZM15 179V180H14ZM88 179V178H87ZM117 179V178H116ZM116 179H115V181L114 182H116ZM122 179H123V177H122ZM125 179H127V180H125ZM132 179V178H131ZM59 180V179H58ZM57 180V181H58ZM61 180H59V181H61ZM65 180V179H64ZM113 180V179H112ZM111 179H110V181H112ZM133 180H134V178H133ZM138 180H140V179H138ZM62 181H61V185L64 183V186L66 185L65 184V181H63V183H62ZM79 181V182H80ZM109 181V182H110ZM122 181V180H121ZM129 181V180H128ZM261 181L263 182L264 181V178H262L261 179ZM74 182V181H73ZM77 182V184H78V181H76ZM113 182V183H114ZM118 182V181H117ZM123 182V181H122ZM121 182V183H122ZM130 183H133V185L135 186V185H139V183H137V184H134V182H131V181H129ZM137 182V181H136ZM140 182V181H139ZM145 182V181H144ZM261 182V185L263 184ZM71 183V182H70ZM75 183V182H74ZM100 183V184H99ZM111 183V185H112V182H110ZM109 183V184H110ZM125 183V182H124ZM128 183V182H127ZM130 183H128L127 185H130ZM140 183H142L143 184V181H141ZM15 184V183H14ZM58 184H60L59 182H57V184H55L56 186V190H57V185ZM72 184V183H71ZM71 184H68V182H67V186H68V190H69V188H70V186H71ZM76 184V183H75ZM126 184V183H125ZM124 184V185H125ZM144 184H148V183H144ZM22 185V184H21ZM20 185V186H21ZM61 185H59V186H61ZM88 185H91V186H88ZM111 185H110V187H111ZM118 186H119V184H117ZM132 184L130 185V190L131 191H133V190H135L136 188H134V186H133ZM264 185V184H263ZM63 186V185H62ZM112 186H114V185H112ZM116 186V185H115ZM122 186H123V183H122ZM122 186H121V188H122ZM133 186V187H132ZM140 186L141 185H139L138 187L140 188ZM145 187L144 188H146V185H144ZM74 187V185L72 186V188ZM77 187H74L73 189L74 190H77L76 188ZM137 187V186H136ZM137 187V188H138ZM257 187H259V185L257 186ZM261 188L263 187V186H260ZM259 187V188H260ZM60 188V187H59ZM58 188V189H59ZM67 188V187H66ZM71 188V189H72ZM91 188V189H90ZM114 188H116V187H114ZM127 188V187H126ZM132 188H133V190H132ZM143 188V187H142ZM69 190V192L70 191H72V190ZM106 189V191L107 190H109L110 188L108 187V189L107 188H105ZM128 189V190H129ZM66 191H67V189H65ZM79 190H77L76 192H80L81 193V191H79ZM112 190H113V188H112ZM111 189H110V191H112ZM117 190V189H116ZM123 191H124V189H122ZM139 190V189H138ZM141 190V189H140ZM142 190H144V189H142ZM105 190H104V192H106ZM110 191H107V192H110ZM68 192V193H69ZM113 192V191H112ZM125 192V191H124ZM71 193V192H70ZM72 193H74V191L72 192ZM71 193V194H72ZM117 193H119V192H117ZM117 193L115 194V192H114V196H118L117 195ZM126 193H128L127 191H126ZM66 194V193H65ZM65 194H64V196H65ZM76 196H77V198H78V193H74ZM93 194H91L90 192H89V194L88 195H90V197L89 196H87L88 198H90V200L92 199V200H94V196H93ZM109 194V196L111 197V198H113L114 196H111L110 194L111 193H108ZM108 194H107V197H108V201L106 200V202H109L111 199L109 198V196H108ZM124 194V193H123ZM67 195V194H66ZM80 195V194H79ZM104 195H106V194H104V193H102V197L105 199V197H104ZM113 195V194H112ZM66 197V199H69V198H71V199H69V200H73V196L72 197H67V196H65ZM65 197H63L64 198V200H65ZM86 197V198H87ZM98 197V199H97V201L96 202H92V200H91V202L93 203V204H95V205H97V203H98V205H99V197H100V195L99 196H96V198ZM101 197V199H103ZM59 198V197H58ZM75 199H76V197H74ZM80 198V200H81V196L79 197ZM84 198V197H83ZM18 201L21 199V200H23V191H20V193H19V195H18ZM16 199V200H17ZM85 199V198H84ZM107 199V198H106ZM116 199V198H115ZM115 199H112L110 202L111 203H113V200L115 201ZM118 199V198H117ZM15 200V201H16ZM86 200V199H85ZM88 200V199H87ZM67 201V200H66ZM76 201L77 200H75V203H76ZM99 201V202H98ZM82 202L84 203V204H86V202L88 203V201H83V199H82ZM90 202V203H91ZM101 202H102V204H103V200H101ZM100 202V203H101ZM105 201H104V203H106ZM63 204L62 205H64V203H65V205H66V202L65 201H63L62 202ZM69 204H71L70 202H68ZM68 203H67V205H68ZM73 203V202H72ZM83 203H81V201H79V204L81 205V204H83ZM90 203H89V205H90ZM115 203V202H114ZM116 203H117V201H116ZM83 204V205H84ZM90 205V206H88V208H90L91 209V206H94V207H96L95 205ZM107 204V203H106ZM109 204V203H108ZM73 205H77V204H74L73 203ZM87 205V204H86ZM85 205V206H86ZM97 205V206H98ZM110 205V204H109ZM112 205V204H111ZM69 207V206H68ZM67 207V208H68ZM71 207V206H70ZM70 207L68 208V209H70ZM73 207V206H72ZM71 207V209H73ZM81 207H82V205H81ZM87 207V206H86ZM75 208H77V207H75L74 206V209ZM84 207H82V209H83ZM67 209V210H68ZM82 209H81V211H78V210H80V208H78V210H76L77 212V216H79L78 218H79V220H80V215L78 214V212L80 213V212H82ZM87 209V208H86ZM87 210H89V209H87ZM87 210H83V212L85 213ZM72 211V210H71ZM88 212V211H87ZM84 213H80L81 214V216H84ZM74 214H75V212H74ZM76 216V217H77ZM77 218V219H78ZM82 218V217H81ZM82 219H85L84 217L82 218ZM81 221V220H80ZM85 221V220H84ZM84 221H82V224H83V222ZM85 223V222H84ZM86 223H88L87 221H86ZM90 223V222H89ZM88 225L86 224V227H87ZM93 226V225H92ZM92 226H88V227H92ZM80 227V226H79ZM85 227V228H86ZM88 227L86 228V230L88 229ZM96 227V226H95ZM94 227V228H95ZM105 227V226H104ZM97 228V227H96ZM77 230H79V229H81V227L78 229V228H76ZM91 229V228H90ZM89 229V230H90ZM59 230V229H58ZM83 230V229H82ZM85 230V229H84ZM96 231H97V229H95ZM95 230H93V231H95ZM28 231V230H27ZM62 231V230H61ZM81 231V230H80ZM90 231H92V230H90ZM92 231V232H93ZM95 231V232H96ZM51 232H53V231H51ZM82 232V231H81ZM56 233V232H55ZM55 233H53L54 235H55ZM57 233H58V231H57ZM60 233V232H59ZM58 233V234H59ZM99 233V230H98V232H97V234ZM49 234H50V232H49ZM67 234V233H66ZM74 234V233H73ZM53 235V236H54ZM60 235V234H59ZM61 235H63V234H61ZM64 235H65V232H64ZM63 235V236H64ZM71 235V234H70ZM77 235V234H76ZM76 235H75V237H76ZM94 235V237H96L95 236V234H93ZM92 235V236H93ZM58 236V235H57ZM56 235H55V237H57ZM67 236V235H66ZM74 236V235H73ZM55 237H53L52 238V240L54 239V242H57V240L59 241L60 239H58V237H57V240L55 241ZM60 238V237H59ZM98 238V237H97ZM96 238V239H97ZM132 238V237H131ZM144 238V237H143ZM69 239V238H68ZM74 239V237L73 238H71V241L69 240H67L69 243H71L70 245H72V243L73 244H75V242L77 241V242H79L78 240V238H75V240H73ZM80 239H82V238H80ZM84 239H86V238H84ZM99 239V238H98ZM128 239H130L129 237H128ZM136 239V238H135ZM134 239V241L136 242H134L133 240V242L135 243V244H138V242H137V240L138 239H136L135 240ZM62 240H63V237H62ZM140 240V239H139ZM67 241H66V243H67ZM75 241V242H74ZM82 241L83 240H81V242H80V244H78V245H80V249L83 251V248H82V246L81 245H85V243H82ZM141 241V243H143L142 242V240H140ZM144 241V240H143ZM13 242V241H12ZM77 242H76V244H77ZM89 242V244H87V245H85V246H88V245H92L93 246V244L92 243H90V241H88ZM87 242V243H88ZM66 243H65V245H66ZM140 243V242H139ZM24 244H25V242H24ZM26 244H28V243H26ZM68 244V243H67ZM36 245V244H35ZM38 245V244H37ZM56 245H58V244H56ZM64 245V246H65ZM77 245V246H78ZM89 246V248H92V246ZM25 246V245H24ZM27 246H29V244L28 245H26L25 247H27ZM61 246V245H60ZM63 246V247H64ZM73 246V245H72ZM85 246H84V248H85ZM35 247H38V246H35ZM62 247V246H61ZM62 247V248H63ZM68 247V246H67ZM66 247V248H67ZM75 247H76V245H75ZM74 247V248H75ZM65 247H64V249H66ZM71 248V247H70ZM77 248V247H76ZM79 249V248H78ZM60 250H62V249H60ZM89 250V251H88ZM87 250V252H88V254H89V252H90V249H88ZM78 251V250H77ZM86 251V250H85ZM85 251L83 252V253H85ZM73 252H75V251H73ZM99 252H102L101 250L100 251H98L97 253H98V255H100L101 253H99ZM80 253V252H79ZM103 253V252H102ZM105 253V252H104ZM103 253V254H104ZM110 253V252H109ZM87 254V253H86ZM106 254V255H105ZM104 255H102V257L104 256V259H103V261H100V263L101 264H110L111 262L113 263L114 262V260L113 261H111V262H109L110 261V259L112 260L113 258H117V256H113V254L112 253H110V254H112V255H110V254H107V253H105ZM85 255V254H84ZM101 256V255H100ZM98 258L99 257H97V259L96 260H98ZM115 258V259H116ZM96 260H95V263H96ZM116 262V261H115ZM41 263H42V261H41ZM93 263H94V261H93ZM99 263V262H98ZM99 263V264H100ZM129 263V262H128ZM127 263V264H128ZM131 263V262H130ZM213 263V262H212ZM40 264V263H39ZM114 264V263H113ZM119 264V263H118ZM132 264H134V262H132Z\"/></svg>",
	"mask_w": 264,
	"mask_h": 264
}]
</instances>
